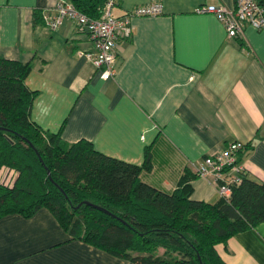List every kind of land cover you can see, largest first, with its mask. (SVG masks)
I'll list each match as a JSON object with an SVG mask.
<instances>
[{
	"label": "crops",
	"instance_id": "0c3cea01",
	"mask_svg": "<svg viewBox=\"0 0 264 264\" xmlns=\"http://www.w3.org/2000/svg\"><path fill=\"white\" fill-rule=\"evenodd\" d=\"M0 0V56L30 65L26 85L37 91L31 119L66 143L84 139L98 151L148 168L141 180L174 190L190 177L191 198L220 196L198 162L230 142H244L238 159L248 177L264 181V30L243 26L229 38L202 4L233 7L234 0H118L115 16L160 4L157 15L131 18L132 33L115 47L114 73L80 52L88 35L71 19L55 29L43 20L57 2ZM264 2V0H262ZM11 182L15 173L2 167ZM215 249L226 264H264V221ZM0 264H128L71 238L47 208L32 216L0 218Z\"/></svg>",
	"mask_w": 264,
	"mask_h": 264
},
{
	"label": "trees",
	"instance_id": "16d2710c",
	"mask_svg": "<svg viewBox=\"0 0 264 264\" xmlns=\"http://www.w3.org/2000/svg\"><path fill=\"white\" fill-rule=\"evenodd\" d=\"M104 2L73 0L91 17ZM29 71L0 56V169L15 173L7 184L0 178V218L47 208L71 238L128 264H226L215 246L264 221V181L246 173L229 197L194 200L186 175L172 191L157 189L141 180L147 160L126 162L43 131L31 119L37 91L25 83Z\"/></svg>",
	"mask_w": 264,
	"mask_h": 264
},
{
	"label": "built area",
	"instance_id": "2783aa9c",
	"mask_svg": "<svg viewBox=\"0 0 264 264\" xmlns=\"http://www.w3.org/2000/svg\"><path fill=\"white\" fill-rule=\"evenodd\" d=\"M118 0H105L98 17H91L79 10L71 1H59L52 15L44 14L43 20L50 29L62 24L64 19H71L83 30L92 42V50L80 52L97 68L101 69V78L108 79L114 73L115 47L119 39L131 36V18L134 16L157 15L161 12L160 4L138 6L122 16H115L113 8ZM197 13H213L222 22L227 36H241L243 26L248 24L257 30H264V2L262 0H234L228 8L223 5L202 4ZM244 142L233 141L217 153L206 155L196 166L200 177L211 178L217 185L220 197L227 198L232 186L241 182L245 168L238 159Z\"/></svg>",
	"mask_w": 264,
	"mask_h": 264
},
{
	"label": "rangeland",
	"instance_id": "374dc122",
	"mask_svg": "<svg viewBox=\"0 0 264 264\" xmlns=\"http://www.w3.org/2000/svg\"><path fill=\"white\" fill-rule=\"evenodd\" d=\"M0 178L5 184H7L9 181V177L7 176V174L5 175V174L0 173Z\"/></svg>",
	"mask_w": 264,
	"mask_h": 264
},
{
	"label": "water",
	"instance_id": "95a60500",
	"mask_svg": "<svg viewBox=\"0 0 264 264\" xmlns=\"http://www.w3.org/2000/svg\"><path fill=\"white\" fill-rule=\"evenodd\" d=\"M48 174H49V171H48ZM86 204H88V205H91V203H89V202H85ZM95 208H98V209H101V210H103L101 207H99V206H97V205H93Z\"/></svg>",
	"mask_w": 264,
	"mask_h": 264
}]
</instances>
